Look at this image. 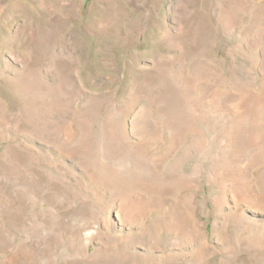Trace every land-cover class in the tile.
I'll return each mask as SVG.
<instances>
[{
	"label": "rangeland",
	"instance_id": "rangeland-1",
	"mask_svg": "<svg viewBox=\"0 0 264 264\" xmlns=\"http://www.w3.org/2000/svg\"><path fill=\"white\" fill-rule=\"evenodd\" d=\"M0 264H264V0H0Z\"/></svg>",
	"mask_w": 264,
	"mask_h": 264
}]
</instances>
